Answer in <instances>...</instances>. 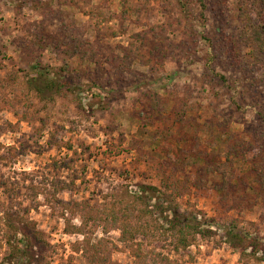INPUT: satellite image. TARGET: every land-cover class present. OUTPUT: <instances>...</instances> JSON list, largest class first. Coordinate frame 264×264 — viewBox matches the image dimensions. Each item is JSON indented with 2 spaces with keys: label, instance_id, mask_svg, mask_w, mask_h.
I'll list each match as a JSON object with an SVG mask.
<instances>
[{
  "label": "rangeland",
  "instance_id": "obj_1",
  "mask_svg": "<svg viewBox=\"0 0 264 264\" xmlns=\"http://www.w3.org/2000/svg\"><path fill=\"white\" fill-rule=\"evenodd\" d=\"M202 3L0 0V264L14 217L40 264L170 257L153 228L175 207L214 234L174 264H264L225 236L264 247V0Z\"/></svg>",
  "mask_w": 264,
  "mask_h": 264
},
{
  "label": "trees",
  "instance_id": "obj_2",
  "mask_svg": "<svg viewBox=\"0 0 264 264\" xmlns=\"http://www.w3.org/2000/svg\"><path fill=\"white\" fill-rule=\"evenodd\" d=\"M200 6L204 7L202 0ZM257 16L262 17L260 13ZM261 20L263 19L261 18ZM263 26L264 20L263 23L259 21L258 24L255 25V28L254 25L249 26L245 33L247 32L246 34H248L253 31V36L258 35L256 28L263 29ZM232 51L233 47L231 49V52ZM240 54V50L236 49V58H240ZM190 159L193 160V164L195 165L200 163L198 158L190 157ZM161 210L160 213L162 214L164 209ZM148 212L152 214V211ZM14 219L8 225L6 244L9 248L10 255H12L14 257L13 259L16 261L15 264H40V260H42L45 255L44 251L48 246L47 243L42 239L39 232L36 231L35 226H32L31 223L23 217H14ZM159 221L160 225L153 228V231L159 232L156 234H159L163 241H170L172 244V249L170 251L174 253L172 256L180 255L181 252L190 247L197 237L206 238L214 234V232L209 229V227L212 226L209 221H206L203 217L201 219L197 216H193L192 214H181L177 207L171 210V217L160 216ZM224 227L225 226L220 225V228L224 229ZM119 231L121 234L120 239L123 243L135 242L139 232L136 227L131 226L129 223L121 227ZM225 236L226 243L234 250L239 251L241 258L245 257L246 252L250 250L253 255L260 254V260L264 262V247L258 243L260 240L258 237H250L248 233L242 235L236 232L235 226L228 227L225 231ZM140 248V245L135 246V260L133 264H174L171 255L168 257L162 253L157 254L155 259L150 263L147 261L146 255L144 256L142 254V249ZM99 253L100 250L98 249L92 251L90 257L91 264H106L105 261L99 258Z\"/></svg>",
  "mask_w": 264,
  "mask_h": 264
}]
</instances>
